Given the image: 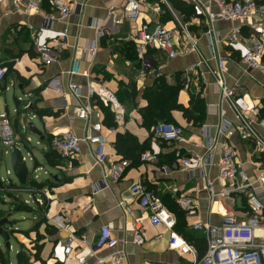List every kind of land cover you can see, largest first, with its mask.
Segmentation results:
<instances>
[{
    "label": "crops",
    "instance_id": "crops-1",
    "mask_svg": "<svg viewBox=\"0 0 264 264\" xmlns=\"http://www.w3.org/2000/svg\"><path fill=\"white\" fill-rule=\"evenodd\" d=\"M75 1L84 3L83 11L80 14H72L67 19L56 16V12L46 1L43 2L42 9L39 11L16 8L13 0L0 3V63L4 65L9 61L13 62L14 69L22 76V79L16 75L6 76L5 80L0 82V91H8L9 83L21 89L24 96L29 97L27 102L32 101L34 106V110L30 109L33 115L26 119L27 122L40 118L42 128L34 124L45 135L44 140L37 135L34 147L33 138L28 135L31 138V143L28 145L32 146L33 151L28 150L26 156L27 161H33L32 171L34 175H38L37 184L42 188L41 192L47 199V206L39 207V217L32 228L27 231L14 229L12 234L20 243L18 252L26 249L32 256L36 253L35 245L40 243L44 245L41 259L31 258V264H43V260L46 264H59L51 256L54 243L59 239L66 240L68 236L75 235V251L69 255L65 264H94L96 257L87 254L89 248L97 249V256H106L112 252V249L106 248V245L98 246L101 239L107 236L103 232L105 227L109 232L107 239L130 240L134 234L132 229L134 222L142 219L145 242L142 245L132 242L126 245L127 264H195L205 251L204 246L198 248L193 240L203 238V233L194 231L188 226L178 204L180 195L184 193L193 195L196 198L201 219L214 224L220 223L226 214L243 217L247 213L243 198L237 199L235 203L222 198L211 202L206 189V178L198 169L188 170L180 163L185 157H205L209 153L211 137L216 132L220 121L221 109L225 111L227 117L233 118L231 109L227 103L221 101L215 85L213 70L217 67L218 58L210 59L211 52L204 33L206 25L190 18L191 13L178 8L173 1H179L188 6L186 3L180 0L172 1L176 9L184 14V21L189 23L202 56L210 59L208 64H199L197 71L191 75L189 86L185 87L182 83L183 88L178 94L179 103L185 107L190 106L191 98L199 95L204 103L203 120L194 124L185 118L182 110H172V121L184 127L183 140L174 143L161 142L160 154L151 159L143 160L142 154L135 161L130 159L131 164L122 179L118 182L110 181L107 188L97 190L96 187L101 186L111 162L122 158L114 146L118 133L128 131L136 136L141 144L150 139V130L143 125L140 112L141 108L148 105V100L142 97L144 89L151 86L160 75H165L166 81L171 84L177 82V77L182 82L183 71L190 65L199 63L201 57L198 53L191 52L170 58L160 50H157L158 56L155 57L152 53L154 50H150L148 55L154 59L153 69L159 74L144 72L135 42L128 39L129 22L124 21L117 27H113V23L108 22L111 9L120 15L125 0ZM261 1L264 2V0ZM50 15L54 17L50 19ZM101 22L104 35L98 36V25ZM163 23L167 27H175L170 16H167V20ZM45 25L51 26L50 28L55 32L65 33V36L50 39L54 47L61 48V56L48 65L43 63L33 42L35 32ZM233 25L234 23L224 20L216 21L214 24L215 29L222 36L228 34ZM175 39L177 40L178 37ZM93 43L97 45V52L92 56L88 53V48ZM219 53L229 58V49L226 46H222ZM232 56L231 59L234 60L228 62L226 73L228 83L244 86L247 90L246 98L250 103L262 102L264 105V71L254 69L248 72L238 58ZM77 57L82 61V69L89 70L92 77L117 95L122 83L128 85L134 82L139 90V95L135 99H124L123 125L111 124L113 119L107 118L102 105L97 104L103 114L104 133L108 138L109 160L105 165L97 163L95 146L90 143H83L81 153L70 159L61 157L50 147V138L54 133H65L69 130H73L78 136L85 133L87 124L76 115V109L87 100L90 80L84 75L68 73ZM72 81L80 86L79 95L70 89L69 84ZM20 85L22 88L19 87ZM24 101L23 97L17 99L18 103ZM15 111L14 117H11L9 111L7 113L19 130L23 111L19 108ZM97 119L95 115L92 117L93 121ZM22 122L24 127L23 117ZM257 127L264 136V127L262 125ZM231 142L236 148L238 160L254 181L256 176L261 174V169L257 168L256 162L259 158L255 155L252 144L238 135L233 136ZM38 145H41V150L37 147ZM149 148L150 144L146 146L143 153ZM34 150L42 153L45 163L56 173L49 172L39 162L34 155ZM219 156L220 149L217 147L214 150L212 164L205 167L206 173L215 180L217 189L221 186L217 180ZM41 171L47 175L46 178H40ZM135 181H142L152 188L164 205L175 214L177 219L175 230L183 234L188 241L190 240L189 242L195 247L193 252L180 256L169 247L170 231L164 225L151 224L150 211L141 207L137 195L131 191ZM253 190L264 200V185L256 183ZM3 212L5 214L6 211ZM46 213L48 217L57 213L65 215L69 220L67 228L59 230L51 225L55 232L50 233L47 232L46 223L37 227V223L46 217ZM195 220L196 218H192L190 222ZM257 234L262 235L263 230L259 229ZM10 264H12L11 261Z\"/></svg>",
    "mask_w": 264,
    "mask_h": 264
},
{
    "label": "built area",
    "instance_id": "built-area-1",
    "mask_svg": "<svg viewBox=\"0 0 264 264\" xmlns=\"http://www.w3.org/2000/svg\"><path fill=\"white\" fill-rule=\"evenodd\" d=\"M6 0H0V3ZM46 1L56 12L60 19H67L72 14H80L83 11L84 3L75 0H13L16 8H25L39 11L43 2ZM173 0H125L122 13L116 14L111 9L108 22L117 27L124 21L130 24V35L128 39L133 40L136 45L138 57L145 63L150 50H160L170 58L181 54L196 52L200 55L199 63L190 65L183 71L182 83L188 87L191 82V75L197 71L200 63H207L210 59H217L216 69L213 70L215 85L223 103H227L233 113V118L227 117L225 111H220V121L216 132L211 137L209 153L205 157L188 156L180 163L188 170H199L200 174L206 178V189L209 192L211 202L219 198L235 203L237 199L246 198L248 211L246 216L237 217L235 214H226L220 223L214 224L210 221H203L201 213L198 211L196 198L191 194H182L178 198L179 207L182 209L184 218L188 226L194 231H201L206 241V251L195 264H264V200L257 195L253 188L257 183L264 185V136L260 133L258 125L264 127V117L261 111L264 107L262 102L250 103L247 98V90L244 86L230 85L227 80L228 62L234 55L239 62L245 66V70L250 72L254 69L264 71V2L261 0H180L190 7V18L206 25L204 31L211 58L202 56L198 41L194 33L191 32L189 23L184 21V14L176 9ZM216 7V8H214ZM170 16V20L175 23L174 28L167 27L163 23L165 17ZM54 16L50 15V19ZM224 20L234 23L230 32L222 36L215 29L216 21ZM165 22V21H164ZM45 25L38 29L33 42L37 53L48 65L61 56V48L54 47L50 39L65 36L64 32H55ZM103 23L98 25V36L104 35L102 31ZM175 37H178L176 40ZM226 46L229 49V58L220 55V48ZM97 45L93 43L88 48L90 55H95ZM81 59L75 58L70 75H84L89 80L87 90V100L77 107L76 115L86 122L85 133L78 136L73 130L65 133H54L50 139V147L63 158H74L82 151L83 143H90L95 146V157L97 163L105 165L109 160L108 138L104 133V123L102 111L99 104L108 107L114 113L115 122L118 125L124 124L125 109L115 92L106 87L103 83L91 76L89 70L82 69ZM144 72L159 74L156 70L147 69L143 65ZM7 66L0 63V82L7 76ZM70 89L79 95L80 86L71 82ZM98 104V105H97ZM33 102H29L22 117L25 120V131H29L27 122L28 112ZM97 105V106H96ZM98 107V108H97ZM98 119L92 120L93 116ZM235 135L250 141L255 155L259 158L257 168L261 169V174L253 181L249 173L243 168L238 160V154L231 138ZM184 127L182 125L163 121L154 127L150 148L142 153L143 160L151 159L161 152L160 143H174L183 140ZM31 143V138L21 137L19 130L15 127L13 120L7 112L0 111V159L6 160L7 156L16 149L22 153L21 160L28 164L27 156L23 153L22 145L27 147ZM219 147L220 156L218 160L217 180L221 183L219 189L216 188L215 180L206 173L205 167L212 164L214 150ZM131 161L127 158H119L112 161L106 170L101 186L97 190L107 188L109 182H118L122 179L129 168ZM29 167V166H28ZM14 171L7 168L8 177H0V193L8 195L7 198L12 203L11 211L17 209L20 204L30 206L36 204L39 207L47 206V199L41 192L42 188L37 186L38 175L29 168L28 180L21 184L16 178V182L9 176ZM131 191L137 195L141 207L150 211L149 220L151 224L164 225L170 231L169 247L175 250L180 256L193 252L195 247L186 237L175 230L176 216L161 201L156 192L142 181H135L131 186ZM28 194L26 198L24 195ZM6 199V198H5ZM3 200V203H6ZM2 201L0 200V206ZM0 207V211H1ZM6 213L3 217L8 216ZM2 217V218H3ZM48 223L59 230L66 229L68 218L62 213L47 216ZM196 218L194 222H190ZM14 226V225H13ZM13 226L4 229L13 235ZM132 239H107L108 229L105 227V235L100 241V245L112 249L106 256H97V249L89 248L88 255L96 257L94 264H127V248L129 242L142 245L145 242L142 219L134 222ZM263 230L262 235L257 231ZM11 238V237H10ZM5 239V238H4ZM75 235L68 236L66 240L59 239L54 243L51 256L56 263L65 264L69 255L75 251ZM6 244V239H5ZM0 248L2 243L0 242ZM12 245H10V249ZM4 250V249H3ZM1 264V258H0Z\"/></svg>",
    "mask_w": 264,
    "mask_h": 264
},
{
    "label": "trees",
    "instance_id": "trees-1",
    "mask_svg": "<svg viewBox=\"0 0 264 264\" xmlns=\"http://www.w3.org/2000/svg\"><path fill=\"white\" fill-rule=\"evenodd\" d=\"M174 4L186 11L187 13H191L190 7L185 6L179 1H173ZM167 20V17L164 18V21ZM8 68V75H16L18 78L22 79V76L18 73L16 69H14V63L9 61L4 64ZM183 88L181 80L177 77V82L174 84L168 83L166 81L165 75L158 76L151 86H147L142 94L144 99L148 100V105L144 108L140 109V112L143 117V125L150 130V139L146 141L144 144H141L136 136L126 131L124 133H118L117 139L114 143L115 149L122 158L131 159L133 161L137 160L139 155L143 153L146 146L150 144L151 138L153 137L154 127L163 121L173 122L171 118V111L178 109L182 110L185 118L189 122H194V124L200 122L204 118L203 114V106L204 103L202 99H200L199 95L191 98V103L189 107H185L183 104L178 101L179 91ZM117 95V93H116ZM139 95V90L137 89L136 83L132 82L128 85L124 83L121 84V88L119 90V95H117L120 102L123 104L125 98L135 99L136 96ZM103 109L106 111V117H111V124H115L114 113L110 108L103 106ZM262 117H264V107L261 111ZM175 123V122H173ZM51 139V138H50ZM246 206V211H248V204L246 198H243ZM23 207V208H22ZM31 209V207L27 205H18L16 210H27ZM4 216V214H3ZM0 215V219L3 217ZM184 216V215H183ZM43 223H46L47 232H55L48 222L46 217H43L41 221L37 223V227L41 226ZM40 237V236H39ZM38 239L40 240V238ZM190 241V240H189ZM196 243V246L200 248V246H204V251L206 248L205 238H198L193 240ZM43 244H36L35 249L36 253L33 256L35 260H40L41 252L43 250ZM31 252L22 249L17 253V263L16 264H31L29 260L31 259ZM204 255V254H203ZM0 258L1 264H10L9 258L7 257L3 248H0ZM43 264H46V261L43 260Z\"/></svg>",
    "mask_w": 264,
    "mask_h": 264
},
{
    "label": "rangeland",
    "instance_id": "rangeland-1",
    "mask_svg": "<svg viewBox=\"0 0 264 264\" xmlns=\"http://www.w3.org/2000/svg\"><path fill=\"white\" fill-rule=\"evenodd\" d=\"M156 52H157L156 49L154 50V52H152L153 55H155V57L158 56V55H156ZM143 65L145 66V68L151 69L154 65L153 57L151 56V57L147 58V60L145 61V63H143ZM9 86H10V89L8 91H6V90L0 91V111L1 112L9 111V114L11 115V117H14V116H16L15 110L17 108H19L21 111L25 110V107H26V104L28 103L27 101H28L29 97L24 96L21 89H19L18 87H13L12 85H10V83H9ZM20 97H23V99L25 101L18 103L17 99ZM32 115H33V111H29L27 118L28 117L31 118ZM32 123H35L38 128H42V121L40 118L33 119ZM18 127H19V134L21 135V137H22V135L23 136L30 135L33 138L32 145L34 147V145L36 144L38 136H37V134L31 132L30 130L27 132L25 131V129L23 127L22 117L20 118ZM37 147L39 148V150L42 149L41 145H38ZM22 150H23V153L25 155H27V153L29 152L28 150L33 151V148H32V146H29V145L27 148L24 145H22ZM34 155L38 158L39 162H41V164H43L45 166V168L47 170H49V172L56 173L53 168L49 167L45 163L44 157L40 151L37 152L34 150ZM28 164H29V167L32 171L34 168L33 161L28 160ZM7 168L12 169L10 155L7 156L6 160L0 159V177H4L5 179H7V177H8ZM9 176L16 182V180H15L16 176H15L14 172L12 174H10ZM46 177H47V175H45V173L43 171H41L40 172V178L44 179ZM24 196L27 198L28 194H25ZM7 198H10V197L8 195L5 196L4 193H2V192L0 193V200L2 201V204L0 207L3 209V211L5 210V211H7V213H10V215L9 214H6V215H8L10 221L15 222L13 229L18 230V231H27L30 228H32V226L36 223V221L39 217V206L32 203V204H30V206L33 207L31 209L27 208V210H14V211L10 212V210L12 209V203ZM3 200H6L7 202L3 203ZM20 205H23V204H20ZM3 211L0 212V215H2V216L4 214ZM5 227L8 228L9 225L6 224ZM0 242L2 243V248L4 249L9 260L12 262V264H15L17 262V252L20 249V243L18 242L17 238L14 237L13 235H11V239H10V242L12 245L11 249H8L6 247L4 235L2 233H0ZM31 258H33V256H31ZM31 260L32 259H30L29 262H31Z\"/></svg>",
    "mask_w": 264,
    "mask_h": 264
},
{
    "label": "water",
    "instance_id": "water-1",
    "mask_svg": "<svg viewBox=\"0 0 264 264\" xmlns=\"http://www.w3.org/2000/svg\"><path fill=\"white\" fill-rule=\"evenodd\" d=\"M20 88H22V86H19ZM30 109L34 110V106L31 105ZM29 130L35 134H37L39 137H41V139H45V135L43 133L42 130L38 129L34 123L30 122L29 123ZM22 157V153L21 150L16 148L12 153H11V165H12V169L14 171V174L16 176V178L18 179V181L21 184H25L28 180V176H29V167L28 164L25 161L21 160ZM8 224L9 226H13L15 224V222L10 221L8 216H5L3 218L0 219V233H2L4 235V238L6 239V247L8 249H10V233H8L5 229L4 226Z\"/></svg>",
    "mask_w": 264,
    "mask_h": 264
}]
</instances>
